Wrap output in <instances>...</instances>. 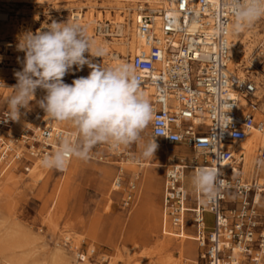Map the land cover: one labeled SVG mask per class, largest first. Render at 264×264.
I'll return each mask as SVG.
<instances>
[{"label":"built area","instance_id":"2783aa9c","mask_svg":"<svg viewBox=\"0 0 264 264\" xmlns=\"http://www.w3.org/2000/svg\"><path fill=\"white\" fill-rule=\"evenodd\" d=\"M166 1V7L146 4L138 11L137 33L143 47L129 60L140 77V90L153 91L150 103L162 133L155 142L160 141L169 156L186 147L203 160L199 164L195 159L193 167L181 161L166 169L167 221L178 235L185 234L187 223L197 234L198 257L182 264H264V183L244 180L245 155L235 149L253 131L264 137V40L249 61L234 59L237 45L230 38L242 33L232 30L236 18L226 0ZM221 23L226 33L218 32ZM7 113L0 118V130L6 134L0 135V181L19 168L30 174L36 163L56 150L59 137L78 140L76 132L48 123L44 110L33 117L32 126L12 133L16 120ZM150 128L152 138L155 126ZM89 159L116 164L119 180L114 183L120 188L123 165L135 158L128 147L114 151L97 144ZM204 167L217 168L222 183L213 198L204 196L189 212L190 191L184 180L188 171L195 174ZM253 167L257 172L264 167V144ZM136 191L137 185L129 183L124 208L132 206ZM80 258L85 260L86 255Z\"/></svg>","mask_w":264,"mask_h":264},{"label":"rangeland","instance_id":"374dc122","mask_svg":"<svg viewBox=\"0 0 264 264\" xmlns=\"http://www.w3.org/2000/svg\"><path fill=\"white\" fill-rule=\"evenodd\" d=\"M80 1L46 0L40 4L29 0H0V83L3 85L0 89V118L8 111L7 100L17 83L15 72L22 70L23 66L25 53L17 49L20 37L26 32L47 31V26L53 21L76 23L74 14L83 16L89 11L85 8L88 2ZM99 4L97 12L110 10L113 13L117 9L114 3ZM95 16H98L97 13ZM102 20L106 21L103 17ZM93 29V40L96 42L100 38L109 46V51L103 57H92L89 53L85 55L94 64L112 66V43L120 37L115 33L101 38L95 27ZM255 29L259 30V34H264L263 17L249 30ZM125 56H128V51ZM125 59L128 60L127 57ZM90 71L87 65L83 70H76L74 66L63 78L64 82L71 84L76 78L86 77ZM41 99L43 97L32 100L27 108H21L25 112V120L33 119L35 114L42 111L39 106ZM2 132L0 130V135H6ZM142 136L144 141L151 139L150 125ZM129 147L135 158L133 162L146 161L140 158L137 145ZM158 158L161 160L160 156ZM104 167L106 169H101ZM249 168L247 173L244 170L245 181L251 180L255 174L253 164ZM43 170L46 175L41 179L35 178L30 170V174L20 171L7 173L0 181V236L10 231L21 233L27 236L31 245L29 250L36 249L40 256L49 257L57 249H64L71 264H76V261L80 264H162L166 257L179 260L178 264H182L193 258L194 253L190 249L193 250L195 245L186 242L185 234L164 233L163 226L167 219L160 216V185L152 188L144 184L147 169L125 166L127 185L119 193H113L115 183L111 187L112 179H108L113 175L112 169L103 164L88 163L85 166L83 160L76 159L64 168L63 173L47 168ZM148 172L150 183L154 185L158 176L151 177V171ZM190 176L193 177V174ZM135 180V201L130 208H124L126 189ZM207 220L211 227L212 217L208 216ZM68 234L71 245L77 250L70 248L66 241ZM83 254L86 255L85 260L80 258Z\"/></svg>","mask_w":264,"mask_h":264},{"label":"clouds","instance_id":"9594fccd","mask_svg":"<svg viewBox=\"0 0 264 264\" xmlns=\"http://www.w3.org/2000/svg\"><path fill=\"white\" fill-rule=\"evenodd\" d=\"M235 16L234 32L250 28L264 17V0H226ZM218 32H227L226 26L218 25ZM25 53L22 70L15 72L16 85L8 98L7 118L18 120L20 109L27 108L35 99L37 89L46 95L39 106L46 116L69 124L77 133L73 142L63 136L57 139V148L41 160V166L63 170L70 158L87 160L91 149L106 144L111 150L137 145L140 158H151L158 147L155 137L162 135L154 109L140 90L141 81L137 70L128 63L102 67L85 55L103 57L105 49L89 38L85 29L75 22L53 21L47 31L26 32L17 45ZM19 60V58H18ZM91 71L71 84L64 77L75 66ZM155 126V135L144 141L142 133ZM222 183L217 168H200L192 178L193 187L209 199L216 195Z\"/></svg>","mask_w":264,"mask_h":264},{"label":"bare ground","instance_id":"6f19581e","mask_svg":"<svg viewBox=\"0 0 264 264\" xmlns=\"http://www.w3.org/2000/svg\"><path fill=\"white\" fill-rule=\"evenodd\" d=\"M29 1L32 2L38 1L40 4H43L44 1L46 0H29ZM83 1L88 2V4L85 5L86 6L85 8L89 10L88 13L83 16L80 13L74 14L73 19L74 21H77L76 23H78L82 28L85 29V33L89 38L93 40L94 27L95 30H97V33L101 36V38H104L105 36L110 37L115 33L118 35V37H120V39L115 40V43H112V45L114 46V53L112 54V59L114 60V62L112 66L126 62L130 64V60H129L130 55L136 54V52L143 47V43L137 33L136 21L138 17V11H141L146 4L149 5V7L151 8L154 7L156 8L158 7V5L161 6L162 4L164 5V7H166L167 5L166 0H83ZM69 2L77 3L81 1L69 0ZM100 2L114 3L115 6H117V9L113 13L110 10H107L106 12H97V7L100 6L99 4ZM175 5L176 3L175 1H173L172 4L173 8L175 7ZM131 6L133 8H131ZM96 13L98 15L97 17L95 16ZM0 17L2 18V15H0ZM102 17L105 18L106 21L102 20ZM108 22L109 23L111 22L110 25H107ZM111 26H113L112 27L113 30H111ZM250 28L241 29L238 32V33H242V37L239 38L238 36L233 35L230 38L237 45L236 48H233L234 59L241 58L244 61H249V58L253 53V51L255 50V48L264 40V34L261 33L259 34V30L257 29H255V31H250L249 30ZM96 44L102 46L105 49V52L109 51V46L104 44V42L101 41L100 38L98 41H96ZM126 51H128V56H125ZM88 55L90 56V54ZM126 57L128 60L125 59ZM141 92L143 93L145 98L150 101V96L153 94L152 89L146 88L144 91ZM45 93L46 92L43 89L40 90L37 89L35 93L36 97L33 100H38L44 97V95H46ZM261 95L264 96V89L262 90ZM262 108L264 109V100L262 101ZM20 113H21L20 118L15 121L13 126L15 133L19 130L22 124L25 125L21 127L23 129L28 126H32L36 121L34 119L25 120L23 117V114L25 113L23 109H20ZM46 119L48 120V123L51 124L54 123L56 125L61 124L67 130L72 128L67 123L51 120L47 116ZM22 120L24 121L22 122ZM72 131L76 132L73 128ZM262 144H264V137L261 136L259 132L253 131L248 136L245 142L235 147V149H237L239 153L245 155V163H246L244 169L245 173H247L250 170L249 165L254 163L259 153V148ZM158 157H159L158 154H154L153 157L147 158L146 161L143 163L140 161L133 162V160H129L126 164L123 165V169L125 168V166H138L141 169H147V170L152 169L154 172H157L159 169L164 168L166 165H168L169 159L172 158V156H169L167 158L166 163L164 164L160 162V159ZM198 159L201 162L203 161L201 157H198ZM180 160L184 162L186 166L188 165V167L194 166V164L191 162L190 159H180ZM43 168L44 167H42L39 162L36 163L34 167L31 169L32 175L37 179H41L44 175H46V172L43 170ZM194 175L195 174L193 173V176ZM188 177L187 176L185 177L184 182L191 189L193 187L192 184L193 177L191 176ZM255 178L261 179V183L262 184L264 183L263 182L264 167L259 172L255 170V174L251 178V180ZM118 180L119 177L117 178V181ZM136 181L137 180L131 181L133 186H136L135 183ZM121 189L122 186L120 188H117V185L115 184L113 193L117 191L120 192ZM202 199L203 196L202 193H200V200ZM163 227H165L164 228L165 234L177 233L167 222ZM66 240L71 241V237L69 234L66 236ZM29 247H31V245L28 242L27 236L22 235L21 233H18L16 231L14 232L10 231L4 233L3 235L0 236V264H71V262L67 260V256L64 252V249L59 248L54 254H51V256L45 257L37 254L35 252L36 249L29 250ZM70 248H75V247L72 244ZM178 262L179 260H173L170 257H166L165 261L162 264H178ZM76 264H80V263L76 261Z\"/></svg>","mask_w":264,"mask_h":264},{"label":"crops","instance_id":"0c3cea01","mask_svg":"<svg viewBox=\"0 0 264 264\" xmlns=\"http://www.w3.org/2000/svg\"><path fill=\"white\" fill-rule=\"evenodd\" d=\"M69 130L72 131V128H70ZM12 133H15L14 129H12ZM156 144L158 145V147H157V150H156V152L154 154H158L161 157L160 162L165 164L166 161H167V158L169 157V155L166 154L165 148L163 147V145H162V143L160 141H157ZM128 148L130 150V147H128ZM185 152H187V154ZM76 159H78V158L74 157L73 160L71 161V163L74 162ZM180 159H190L191 162L193 163L195 159H198V156H197V154L193 150H190V149H188L186 147H179L177 149L176 156L175 157H172L171 159H169L168 165H166L164 168H161V170L159 169L157 172H154L152 169H149L151 171V173H150L151 177H157L158 176L157 182L154 185H152L150 183L149 172H148L149 170L146 171L145 183L144 184H147L149 187H152V188L153 187H157V185H160L159 186L160 188H159V191H158L159 192L158 193V197H159L158 200H159V209H160L161 219L166 218L165 213H164V202H165L164 201V187H165V184H166L165 183L166 169H167V167H169V166H171L173 164L180 163L181 162ZM83 161H84V165L85 166L88 165V163H92V164L93 163H96V164H103L104 166L110 167L112 169V171H113V175H112L111 178H108V179H112V186L111 187H113L114 182H116L117 178L119 177V168H118V166L116 164H113V163H103V162H99V161H96L94 159H89V158L87 160H83ZM198 163L200 164L201 161L199 160ZM101 169H106V167L101 168ZM101 169H98V170H101ZM16 171L23 172L21 170V168H19L18 170L11 171L10 173L16 172ZM187 174H188V176H190V175L193 174V172L192 171H188ZM127 175H128L127 174V171L125 170L124 171V175H123V179H122L123 180L122 188H125V185H127V181L125 179ZM186 187L190 191V202L188 204V210H189V212H191L192 210H194L197 207V203H199L198 201L200 200V193L194 187H192L191 189L187 185H186ZM126 190H128V189H126ZM114 193H119V191L114 192ZM126 193H127V191H126ZM202 196L204 197L205 195L202 194ZM192 200H193V202H192ZM191 203H194V205H192ZM167 223H168V221H167ZM196 235L197 234H196L195 229L193 227H191L190 224L187 223L186 224V228H185V236H186V238H184V239L186 240V242H191V243H193L195 245V248L193 250L190 249V251H192V253H194L193 258L190 259V260H195L196 257H198L197 256V254H198V248H197V241H196L197 238H196Z\"/></svg>","mask_w":264,"mask_h":264}]
</instances>
